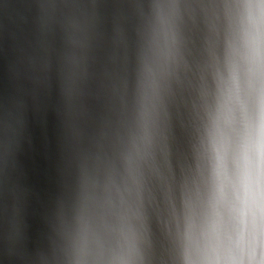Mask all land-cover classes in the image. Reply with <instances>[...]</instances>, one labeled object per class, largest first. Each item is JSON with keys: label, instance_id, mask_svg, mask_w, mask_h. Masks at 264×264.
I'll list each match as a JSON object with an SVG mask.
<instances>
[{"label": "clouds", "instance_id": "9594fccd", "mask_svg": "<svg viewBox=\"0 0 264 264\" xmlns=\"http://www.w3.org/2000/svg\"><path fill=\"white\" fill-rule=\"evenodd\" d=\"M226 8V71L218 77L205 127L209 193L199 223H189L185 264H264V0H235ZM174 20L175 4L156 5L155 33L165 60ZM149 115L146 107L145 145ZM129 164L131 174V157ZM113 231L105 240L82 229L71 264H143L131 223L122 218Z\"/></svg>", "mask_w": 264, "mask_h": 264}]
</instances>
